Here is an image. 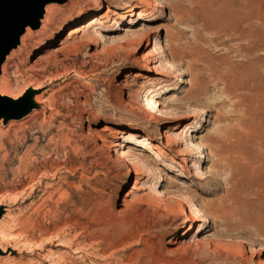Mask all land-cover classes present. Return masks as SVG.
<instances>
[{"label": "rangeland", "instance_id": "374dc122", "mask_svg": "<svg viewBox=\"0 0 264 264\" xmlns=\"http://www.w3.org/2000/svg\"><path fill=\"white\" fill-rule=\"evenodd\" d=\"M144 1L151 6L130 0L139 17L129 19L114 0H101V9L60 36L32 40L20 75L11 76L14 93L32 81L47 97L60 95L62 116L51 129L46 102L42 119L31 123L28 143L38 139V162L24 172V147L12 152L0 137V204L24 220L14 227L16 238L36 246L0 256V264H48L49 250L60 255L52 264H63L62 256L67 264H106L110 254L128 256L125 264H264V0ZM107 11L111 20L88 28L92 41L85 33L67 38ZM249 27L256 49L236 33ZM130 30L134 37L125 38ZM140 39L139 47L121 50ZM160 62L163 77L148 68ZM24 121L1 123L0 135L10 123L21 135ZM65 135L69 145L61 150ZM104 141L126 146L104 150ZM194 144L201 146L202 176L191 170ZM141 146L154 163L137 180ZM79 161L92 165L85 182ZM156 165L165 175L154 188ZM31 190L23 206L7 204ZM0 241L7 248L19 242Z\"/></svg>", "mask_w": 264, "mask_h": 264}, {"label": "bare ground", "instance_id": "6f19581e", "mask_svg": "<svg viewBox=\"0 0 264 264\" xmlns=\"http://www.w3.org/2000/svg\"><path fill=\"white\" fill-rule=\"evenodd\" d=\"M102 2H110V0H102ZM137 2L139 3V7L143 8V7H149L151 6L150 5V1L149 2H145L144 0H137ZM114 4L116 7L118 8H122L123 9H126V11L124 12L125 13V17L126 18H129V19H133L135 18L136 16L139 17V15L137 14V11H135L136 9L139 10L138 8H133V4L130 2V0H114ZM246 5V7L243 9H248V5L247 4H244ZM102 7V3H101V0H68L66 4L64 5H56V4H52V5H49L45 8V15L41 21V26H40V29L36 32H32L30 29H27L26 30V34L23 35L20 39V47L14 51L13 53H11L7 59H6V62L4 63V65L2 66V75H1V78H0V97H8V98H12V99H16L18 97H20L26 90L23 89V90H18L17 93H14L15 90H13L12 88V84H11V76L15 77V76H19L20 73H21V66L23 65V63H25V58L27 56V47L29 46V44L32 42V40L34 39H40V42H43L44 40H49L53 37H58L60 36L61 33H63V31H65V29L67 30V28L72 25V24H75L77 22H79L80 20L84 19L85 17L89 16L90 14H92L94 11H98L99 9H101ZM242 9V8H241ZM242 9V10H243ZM241 12V11H240ZM246 14V13H245ZM249 14V13H248ZM111 13L110 11H107L105 14L99 16L98 18L95 19V21H91L86 27H80V28H76V29H73L67 38L69 39H72V38H77L79 36V34L82 35V33H85V35L88 37V28H92V24L96 23V22H99V21H107V20H111ZM247 17V16H246ZM264 18V16H263ZM251 19V18H250ZM61 20V21H60ZM249 21V20H248ZM250 22V21H249ZM247 24V23H246ZM250 26V25H249ZM251 27V26H250ZM248 28V29H245V30H242V29H239L238 31H236V33L238 32L240 35H241V40L242 41H252L253 38L255 37V32L253 29L251 28ZM95 29V28H94ZM92 29V31L94 33H97L96 29L94 30ZM133 30H130L127 32L125 38L127 37H134L133 33H132ZM136 32V31H135ZM261 32V31H260ZM91 35V34H89ZM264 36V35H263ZM262 36V37H263ZM148 36H146L145 40H149V37L147 38ZM257 37L260 38V42H262V38H261V34H257ZM257 38V39H258ZM88 39H90L88 37ZM92 39V38H91ZM90 39V41H92ZM94 39V38H93ZM95 40V39H94ZM150 41V40H149ZM264 41V40H263ZM47 42V41H46ZM143 42V39H140V40H127L124 42V45L121 46V50H124V51H128L131 47H139L141 45V43ZM248 43V42H247ZM263 43V42H262ZM259 45V41L258 42H254V40L252 41V48L256 49V46ZM132 49V48H131ZM136 49V48H135ZM109 51V50H108ZM123 51V52H124ZM24 58V59H23ZM248 58V57H247ZM144 60V59H142ZM20 61V62H19ZM19 62V63H18ZM157 63H159L158 61H155ZM149 63V62H148ZM159 66V67H158ZM156 66L155 64L154 65H150L148 64V68L151 72H155L157 75H159L160 77H163L164 75L163 74H160L159 73V70L160 68H164V66L162 65V63L160 62V64ZM162 70V69H161ZM26 71V70H25ZM78 72V71H77ZM82 73V72H81ZM178 73V72H177ZM79 74V73H77ZM83 74V73H82ZM181 76V75H180ZM197 78V77H196ZM201 80V79H200ZM18 82V81H17ZM34 82V81H33ZM198 82V81H197ZM36 83V82H34ZM202 84V82H200ZM198 85V83H197ZM40 86V85H39ZM29 88H31L32 90H39V87L37 86H33L32 85V81L29 83L28 85ZM200 87V85H199ZM201 89H203L201 87ZM200 91V90H199ZM39 94V95H37ZM37 94H35V102L39 104L40 106V109L39 110H34L32 111V113L26 117V121L23 122V125L22 127L19 129L21 130V135L20 133L17 132V130L15 129L16 128V125H14V123H10L8 125V128L6 130V132L2 135H0V137H6L7 138V143L10 145L11 149H12V152L14 151L15 153L18 151L19 148L21 147H24V151L22 152V155L19 157V164H20V167H19V171H26L28 170L29 168H32L36 165V163L38 162V158L36 157V152L39 150V143H38V139H33L32 143H28L30 141V139L32 138V126H31V123L35 122V121H38V120H41L42 117H43V113H42V109L45 108L46 106V102L48 103L49 105V109L50 110H53L52 114L49 115V124L51 123V129H53L54 127V123L56 121V119L60 116L61 113H59V103H60V98L57 93H51L48 95V97L46 96L47 95V91H43V92H38ZM198 94V93H197ZM39 96V97H38ZM47 97V99H46ZM61 97V96H60ZM46 99V101H45ZM62 101V100H61ZM43 105V108L42 105ZM61 105V104H60ZM147 105L148 106H151V108L153 109V106H154V103L151 102V99L147 100ZM155 109V108H154ZM62 116V114H61ZM28 118V119H27ZM30 118V119H29ZM64 119V118H63ZM197 119V118H196ZM28 120V121H27ZM22 122V121H21ZM2 122H0L1 124ZM20 124V123H19ZM63 125L62 124H59V129H58V132L62 129ZM0 128H3L1 125H0ZM57 130V129H56ZM110 130V129H108ZM2 131V130H0ZM106 131V130H105ZM61 132V131H60ZM71 132H75V130H72ZM110 138H112V140H120V137H119V131H116V130H110ZM29 134V135H28ZM75 135V134H74ZM72 134V136H74ZM84 138V137H83ZM102 138V137H101ZM100 139V138H99ZM53 140V137H50L46 143V149L49 148ZM69 137L65 135L64 138H61V147H59L61 150L65 149L66 146L69 145ZM76 140V139H75ZM88 140V139H87ZM6 141V140H5ZM54 141V140H53ZM60 141V140H59ZM71 142V141H70ZM103 142V141H102ZM105 144L107 145V147L103 146L102 148L105 150V148H107L109 150L108 147H111L113 148V146L116 148L118 147V149L120 148H124L126 145L122 144L121 142H117V144H114L113 142H108V141H104ZM116 142V141H115ZM146 142L149 143V140L146 139ZM15 143V145L17 147H13V144ZM124 143V142H123ZM126 143V142H125ZM56 144V143H55ZM58 144V143H57ZM56 144V146H57ZM110 146H109V145ZM203 145V144H202ZM1 147L3 146L0 145ZM5 147V146H4ZM53 148V147H52ZM75 148V149H74ZM73 149L75 151H78L79 148H78V145L76 147H74ZM140 148V152L138 153L139 155H137V157L139 156L141 163L144 162V168L141 169L142 172H136L135 173V177L136 179H140L141 177H145L146 174L144 171L145 169H150L147 167V163L149 160H151L150 158V155L152 154L151 151L144 147V146H141L139 147ZM193 148L196 150V153H195V156L193 157L194 158V161H192V171H193V174H196V175H199V176H202L203 173H199V170H198V167L197 166V163H198V160L199 158H203V154L201 153V146L198 145V144H194L193 145ZM111 150V149H110ZM109 150V151H110ZM11 152V151H10ZM76 153V152H75ZM45 154V153H44ZM89 155V154H88ZM9 156V155H7ZM84 157V156H83ZM91 157V156H90ZM93 157V156H92ZM133 157V156H132ZM7 158V157H5ZM3 159V158H2ZM8 159V158H7ZM4 161V160H2ZM86 161V160H85ZM85 161H82L80 162L79 161V168L77 167V169H80L82 171V174L80 176V178L85 182V176L84 175L85 173H88L90 172V170L92 169V165H87L85 163ZM152 161V160H151ZM151 161H149V163H151ZM6 162V161H5ZM71 162V161H70ZM153 162V161H152ZM148 163V164H149ZM154 163V162H153ZM2 164V162H1ZM74 164V163H73ZM78 164V163H77ZM89 164V163H88ZM124 164V163H122ZM152 164V163H151ZM200 164V163H199ZM150 165V164H149ZM132 166V165H131ZM135 166V165H134ZM133 166V167H134ZM199 166V165H198ZM1 167V166H0ZM73 167V166H72ZM140 167V166H138ZM142 167V166H141ZM157 167V165H156ZM136 168V166L134 167ZM72 169V168H71ZM76 167H74L71 172H73V170L75 171ZM133 169V168H132ZM154 169V168H153ZM69 170V169H68ZM130 170V169H129ZM135 170V169H134ZM152 170V169H151ZM155 170H158L156 174L157 176V182H154L152 187L156 188V183H163V176L165 175V170H163V168H159V166L157 167V169ZM137 171H138V168H137ZM70 172V171H69ZM70 172V173H71ZM76 172V171H75ZM153 173V172H152ZM51 174V173H50ZM183 174V173H182ZM52 175V174H51ZM50 175V176H51ZM167 176V175H166ZM183 177L187 178L184 174L182 175ZM148 177V176H147ZM54 178V177H53ZM149 178V177H148ZM205 178V176H204ZM203 178V179H204ZM51 180V178L49 179ZM48 180V181H49ZM53 180V179H52ZM141 180V179H140ZM46 182L45 183V190L47 191L49 188H51V184L49 182ZM56 183V182H55ZM40 185V184H39ZM89 185V184H88ZM54 186V185H53ZM43 188V187H42ZM81 189V188H80ZM79 189V190H80ZM135 190V189H134ZM141 190V189H140ZM33 190L27 192L25 195H19L14 201V203H7V204H11L12 208H13V205L12 204H18V203H25L27 199H29V197L34 193L32 192ZM83 191V190H82ZM82 197V196H81ZM42 200V199H41ZM2 204V203H1ZM0 204V205H1ZM37 203H31L29 204V207L30 209L33 208ZM128 204V201L127 200H123V206L125 207L126 205ZM128 206V205H127ZM126 206V207H127ZM6 212V215L3 217V220L0 221V240H9V239H13V240H19V242H13V244H11L10 246L11 247H3L2 246V243L4 242H1L0 241V255H3V256H7L9 258V256H12V257H16V256H19L21 255L23 252L20 251V247L24 246L25 248H29V249H32V248H35L36 249V246H32V245H29L31 243H27L26 240L24 238H16L15 234H14V227L15 225L18 223V222H23L21 221V219L18 217L20 215H14L13 217L10 216L9 214V209L8 208H5L4 210ZM126 211V210H124ZM15 214V213H14ZM21 214V213H20ZM12 220V221H11ZM12 222V223H11ZM27 222V221H26ZM11 223V224H10ZM10 224V225H9ZM114 226V225H113ZM116 227V226H115ZM24 229V228H23ZM19 236V235H18ZM76 236V235H75ZM74 237V236H73ZM71 240V239H70ZM32 242V240H30ZM72 241V240H71ZM50 242V241H49ZM47 243V242H46ZM40 244V243H38ZM60 246V245H59ZM40 247V246H38ZM44 247V246H43ZM83 248V247H82ZM99 248V247H98ZM98 251V249H96ZM116 252V251H115ZM113 252V253H115ZM39 252H35L34 255H38ZM58 252H53V251H47L46 254H45V260L48 264H52V258L55 259L56 258V262L59 260V256H58ZM97 254V253H96ZM104 254V253H103ZM118 254V253H117ZM99 255V254H98ZM97 255V256H98ZM96 256V255H95ZM119 256V255H117ZM98 257H101V256H98ZM104 258V255L102 256ZM110 257V261H108L106 264H125L124 262L126 260H128V256L127 257H122L119 259H116V255L115 254H110L109 255ZM106 258V257H105ZM67 259L65 257L62 256V261L61 263L63 264H67ZM107 260V259H106ZM150 261V260H149ZM55 262V261H54ZM130 262V261H129ZM127 264V263H126ZM130 264V263H129Z\"/></svg>", "mask_w": 264, "mask_h": 264}, {"label": "water", "instance_id": "95a60500", "mask_svg": "<svg viewBox=\"0 0 264 264\" xmlns=\"http://www.w3.org/2000/svg\"><path fill=\"white\" fill-rule=\"evenodd\" d=\"M68 0H0V78L2 66L7 57L20 47V39L26 30L32 32L39 30L41 21L45 15V8L49 5H64ZM31 88L17 99L0 97V122L3 126L9 121L23 120L32 111L39 110L40 106L35 102V94ZM25 203L22 204V206ZM0 205V221L6 215L4 211L8 206ZM11 206V205H10ZM9 209L10 216H13ZM2 253V252H0ZM3 256V255H0Z\"/></svg>", "mask_w": 264, "mask_h": 264}]
</instances>
